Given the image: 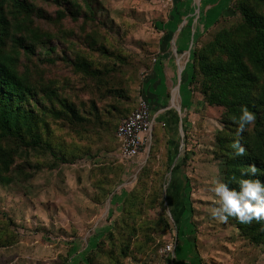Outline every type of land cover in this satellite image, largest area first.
<instances>
[{
    "label": "trees",
    "instance_id": "obj_1",
    "mask_svg": "<svg viewBox=\"0 0 264 264\" xmlns=\"http://www.w3.org/2000/svg\"><path fill=\"white\" fill-rule=\"evenodd\" d=\"M52 1L60 7L57 20L47 18L39 7L35 10L27 0H0V179L11 174L15 167L23 171L25 163L31 168H40L41 165L31 163L30 156L43 154L50 157L53 160L50 167L90 157L93 162L92 184L101 190L105 200L112 194L114 187L111 189V186L115 180L123 182V174L131 164L127 167L128 162L119 157L102 158L101 153H95L88 145L83 157L80 155L82 158L79 155L72 157L73 151L83 149L69 151L65 139H58L55 131L63 129L64 123H91L88 115L94 116L98 124L102 118L99 112L94 114L95 107L93 112L82 111L68 97H61L52 73L62 62L72 67L75 74L97 85H110V93L119 99L132 101L124 87L111 86L114 79L109 76L114 69L102 67L93 54L114 57L120 67L131 64L128 56H115L104 43H100L97 30L87 40L85 35L87 50L80 52L73 49L71 33L46 28L38 21L43 18L61 22L69 15L74 22L82 19L84 24L95 23L96 0ZM232 10L239 16L238 20L222 27L207 42L194 48L188 87L191 98L197 93L202 95L206 116L209 114L222 124L215 136L214 156L220 163L221 182L239 190L241 179H259L264 183V0H233ZM146 99L151 106L150 97ZM137 106L138 101L128 107L113 105L115 123H100L107 125L108 135L114 138L112 149H117L118 153L117 129ZM242 106H247L255 114V120L238 134ZM151 111L154 113L152 108ZM186 111L184 107L183 129L187 132ZM106 112L112 114V111ZM66 128L70 129L69 126ZM156 128L160 127H154L148 161L123 201V215L115 224V231L103 235L80 264H125L131 258L142 262L156 254L159 258V251L168 244L166 236L174 238L178 232L177 214L187 207L181 190L189 185L185 174L180 177V170L190 166V157L186 153L173 167L172 182L176 183L177 177L184 183L177 192V199L171 202L173 190L166 185L174 159L167 153V159L157 164L160 138L166 131L162 126L156 135ZM103 129L97 131L104 132ZM235 140L244 147L243 154H236L232 147ZM100 150L111 149L102 147ZM252 166L256 168L254 174ZM168 208L172 210L171 215L167 214ZM226 222L236 228L245 241L264 247V219L253 218L250 223H241L238 218L229 216Z\"/></svg>",
    "mask_w": 264,
    "mask_h": 264
},
{
    "label": "rangeland",
    "instance_id": "obj_2",
    "mask_svg": "<svg viewBox=\"0 0 264 264\" xmlns=\"http://www.w3.org/2000/svg\"><path fill=\"white\" fill-rule=\"evenodd\" d=\"M27 1L35 10L39 7L47 18L58 19L56 13L60 7L52 0ZM94 4L97 13L95 23L84 24L82 19L74 22L69 15L65 20L57 21L58 23L43 18L38 21L44 23L46 28L55 29L60 33H71L69 37L74 50L80 52L87 50L84 37L87 34V40L97 30L99 42L104 43L115 56L120 54L128 56L131 65L120 67L114 57L93 54L102 67L114 69L109 76L115 80H112L111 86L124 87L132 101L119 99L110 93V85L105 87L97 85L92 80L75 74L72 67L62 62L52 73V77L59 85L57 92L61 97H68L82 111L93 112L95 107L97 111L94 110V114L99 112L101 122L114 124L116 115L111 106L135 105L139 97L145 96L146 83L154 69L153 58L160 46L165 43L166 51L172 52L171 39L168 38L171 12L153 0H96ZM191 6L190 19L187 17L189 21L186 22L184 19L182 24L178 23L174 28L176 33L177 27L181 28L179 31L188 28L187 32H180V36L177 33L175 38L178 35V38L182 36L184 40L187 39V48L191 54L195 47L207 42L216 31L229 26L239 18L232 10L233 0H199L198 3L193 1ZM177 42L185 44L182 40ZM172 60L177 61L174 57ZM187 70L189 73L192 70V56ZM176 72L175 68V76ZM188 83V76L184 75L181 89L184 95L188 90ZM177 86L178 81L175 79L167 86L169 105ZM179 95L178 89L175 107L181 105ZM196 97L198 105L194 109V117L197 118L194 120L195 125L190 126L187 132L182 129L178 137L181 150L177 161L181 162L186 153L190 157V166L182 167L180 170L182 175L187 174L189 182L188 187L181 190L187 207L177 214L180 256L187 263H200L198 260L200 256L193 247L194 241L190 240L197 231L198 242H202L199 252L204 257L203 264H264V247L245 241L236 228L212 215L214 209L220 206L217 194L210 198L205 197V201H202L204 187L197 185L193 187L197 177L202 180L208 175H214L217 181L222 180L220 163L214 156L215 136L222 128V124L212 119L209 114L206 116L202 108V95L197 93ZM175 107L173 110H176ZM107 110L112 111V114L107 113ZM88 117L92 119L91 123L68 125L63 122L61 126L63 129L55 131L56 137L65 139L69 151L74 148L83 149L73 151L72 157L79 155L78 157L82 158L88 145L93 147L95 153H101L102 158H118V150L112 149L114 138L108 135L107 125L96 123L94 116ZM100 128H104V132L97 131ZM156 129L157 135L161 129ZM160 142V148L156 153L157 164H162V161L167 159V153L169 154L168 137L165 133L161 136ZM102 147L111 150H107V153L106 150V152L100 150ZM150 148L151 142L139 158L127 164V167L129 164L131 167L123 174V182L116 179L111 186V189L114 187L112 194L105 200L102 199L101 190L92 184L93 162L90 157L50 167L53 160L42 154L30 156L31 163L41 165L40 168H31L27 163L24 164L23 171L15 167L11 174L3 180L0 179V264H80L86 260L87 254L96 247L100 238L110 230L115 231V224L119 223L123 215V201L134 187L141 168L148 161ZM177 164L178 162L175 166ZM170 178L172 182L171 172L167 175V182ZM171 182L168 186L174 190L177 184ZM176 190L174 192L179 191ZM193 190L196 195L191 196ZM177 194L173 193L175 200ZM190 205L191 207L194 205L202 212L207 211L203 214V220L200 219L202 216L200 212L190 210ZM171 212L172 210L168 208L167 214ZM173 227L176 228L174 222ZM171 237L166 236L167 243H170ZM158 259L160 253L159 258L158 254L142 262L131 258L127 259L125 264H157Z\"/></svg>",
    "mask_w": 264,
    "mask_h": 264
},
{
    "label": "crops",
    "instance_id": "obj_3",
    "mask_svg": "<svg viewBox=\"0 0 264 264\" xmlns=\"http://www.w3.org/2000/svg\"><path fill=\"white\" fill-rule=\"evenodd\" d=\"M190 1V2H189ZM192 1V2H191ZM196 2L198 3L199 0H180L179 4L176 6H174L173 8L167 9V11L171 12L170 16H169V33H170V37L168 35V38L171 39L170 43H171V48H172V52L170 53V51H166V45L165 43H163V45L160 46L158 53L156 54L155 57L158 58V61L154 64V69L152 70V74L149 76V81H147V85H146V95L148 98L150 97V101L152 102L151 108L154 110V114L156 115L157 113H159L160 115L157 116V121L155 126L156 127H160L159 129H161V127L163 126V128L166 131L167 137H168V148H169V156L170 158L173 157L174 162L173 165L171 166V170L170 172L172 173L173 167L175 166L176 162L178 158L180 157V150H181V146H179V135L180 132L182 131L183 127H184V123H183V119H182V109L185 107V109H187V114H188V126H187V131L190 130V126L195 125V121H196V117L195 116V112L194 109L197 107L198 105V99L197 97L193 96V98H191V95H189V87L187 92L185 93V95L183 93H181V89H182V85H183V76L186 75L188 76V79L190 80V73L187 70L188 67V63L190 61L187 60V58H185V53H189V49L187 48L188 42L187 39L184 40V38L181 36L180 38H178L180 36V32H187L188 28H184L185 30L179 31L181 28L177 27V37L176 36V31H174V28H176V26H178V23H183L184 19L187 21V17L191 16L190 15V10H191V5L192 3ZM186 2H189L188 4H186ZM173 11V12H172ZM190 19V17H189ZM195 35V33H194ZM194 35H192L194 37ZM178 38V40H177ZM179 40H182L183 42H185V44H183L182 42H177ZM166 42V41H165ZM175 49H177V53H175ZM170 50V49H169ZM177 59V61L172 60V58ZM171 60V61H170ZM180 63V64H179ZM182 65L183 69L180 70V66ZM175 68L177 70L176 72V76H175ZM148 75V74H147ZM175 77V78H174ZM175 79V81H178V86L177 88L180 90V99H181V105L179 107H175L174 105H172V101L170 102L171 105L167 104L169 103L167 98V94H168V88L167 86H170V83L172 84L173 80ZM189 85V83H188ZM154 92V94H153ZM157 94V95H156ZM146 97V98H147ZM172 99V98H171ZM167 104V105H166ZM166 105V106H164ZM173 107L176 108V110H173ZM195 120V121H194ZM139 158V157H138ZM135 161V160H134ZM133 161V162H134ZM197 164V163H196ZM195 164V166H196ZM196 170V169H195ZM187 175V174H186ZM186 175H184L186 177ZM183 175H180V177H184ZM191 176V175H190ZM189 176V177H190ZM194 176V175H193ZM192 176V177H193ZM208 176H210L209 178H207ZM206 178L204 179H195L194 183L195 185H193V187L197 185V187H204L202 190L205 192L203 194V199L202 201H205L204 198H210V196L215 195L214 192V187L216 185L217 179L216 176H212V175H208ZM191 177V178H192ZM179 179L178 181H176V183L174 182V184H177L172 192L173 193H177L174 191H177L176 189L180 190V186L183 182L182 179ZM171 182V178L169 179V181L167 182V185H169ZM184 183V182H183ZM198 192V190L196 191V193ZM194 190L191 192V196H194ZM196 195V194H195ZM174 195L172 197L173 201H175L174 199ZM115 199V198H114ZM194 206V205H193ZM191 207V210H197L194 207ZM193 212V211H192ZM202 215L200 217L201 220H203V214L204 212H207L206 210H204V212H202L201 210H197V213H199ZM169 215H171L169 213ZM196 219V218H195ZM195 224V223H194ZM195 230H196V225L194 226ZM179 230L178 232H176L174 238L173 236L171 237L170 241L173 240L172 242L175 243V249H174V253L171 254L170 259H158L157 260V264H190L187 263L181 256H180V252H181V245L179 246ZM197 231L193 233L192 237L190 238V240L194 241V248L195 251L197 252L198 256H200V258L198 257V260L200 261L199 264H203L202 260H203V255L200 254L199 252V248L200 243L202 242H198V237L196 235ZM175 240H177L175 242ZM179 247H180V252H179ZM209 256V254H207V257ZM202 258V259H201ZM175 262V263H174Z\"/></svg>",
    "mask_w": 264,
    "mask_h": 264
},
{
    "label": "clouds",
    "instance_id": "obj_4",
    "mask_svg": "<svg viewBox=\"0 0 264 264\" xmlns=\"http://www.w3.org/2000/svg\"><path fill=\"white\" fill-rule=\"evenodd\" d=\"M255 120V114L247 106H242L238 117V134ZM236 154H243L245 149L239 140L232 143ZM251 172H256L252 166ZM214 192L220 199V206L216 207L212 215L221 221H227L229 216H234L241 223H250L253 218L264 219V183L259 179H241L239 190L230 188L227 183L217 181Z\"/></svg>",
    "mask_w": 264,
    "mask_h": 264
},
{
    "label": "built area",
    "instance_id": "obj_5",
    "mask_svg": "<svg viewBox=\"0 0 264 264\" xmlns=\"http://www.w3.org/2000/svg\"><path fill=\"white\" fill-rule=\"evenodd\" d=\"M177 1L179 0H153L165 9L173 8ZM175 53H177V49H175ZM184 56L189 60L191 53H185ZM153 61L156 63L158 58L154 57ZM158 115L160 114L155 115L151 111L150 103L144 96L139 97L137 108L130 116L122 120L116 132V137L120 143L118 153L120 159L130 163L141 155L152 140ZM174 248L175 243L172 241L168 243L159 251L160 259H170L171 254L174 253Z\"/></svg>",
    "mask_w": 264,
    "mask_h": 264
},
{
    "label": "bare ground",
    "instance_id": "obj_6",
    "mask_svg": "<svg viewBox=\"0 0 264 264\" xmlns=\"http://www.w3.org/2000/svg\"><path fill=\"white\" fill-rule=\"evenodd\" d=\"M180 64V63H179ZM180 70L183 69L182 65L180 66ZM177 96H178V88L176 87L174 92H173V99H172V104L174 105L177 101Z\"/></svg>",
    "mask_w": 264,
    "mask_h": 264
}]
</instances>
